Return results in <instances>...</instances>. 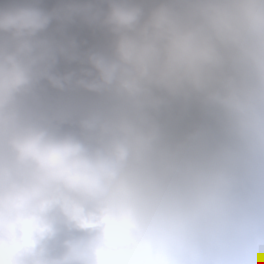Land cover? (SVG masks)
Returning a JSON list of instances; mask_svg holds the SVG:
<instances>
[{
	"label": "rangeland",
	"instance_id": "374dc122",
	"mask_svg": "<svg viewBox=\"0 0 264 264\" xmlns=\"http://www.w3.org/2000/svg\"><path fill=\"white\" fill-rule=\"evenodd\" d=\"M239 1L232 7L249 19L241 29L207 9L209 23L199 43L189 39L185 60L165 39L158 54L164 30L150 17V39L149 27L123 24L104 48L75 35L50 49L31 48L42 59L22 81L5 78L0 65V165L23 158L73 187L65 215L49 227H35L45 221L35 204L30 245L17 254L0 232V264H165L168 255L215 264L226 250L220 222L264 232V76L239 49L264 45V0ZM172 2L183 7L164 27L169 41L189 37L187 8L195 0H151L149 9ZM234 30L262 38L246 44L247 35L228 36ZM22 50L15 44L10 55ZM196 82L204 86L201 97L193 94ZM234 100L255 125L215 123V113L227 111L219 103ZM225 159L235 169L221 166ZM256 258L263 263L264 254Z\"/></svg>",
	"mask_w": 264,
	"mask_h": 264
},
{
	"label": "flooded vegetation",
	"instance_id": "af4514ba",
	"mask_svg": "<svg viewBox=\"0 0 264 264\" xmlns=\"http://www.w3.org/2000/svg\"><path fill=\"white\" fill-rule=\"evenodd\" d=\"M231 1L232 0H229L226 3L223 10L218 11L210 2L195 0V4L190 6L191 9L187 8L188 12L191 13L192 19V31L189 33V37L187 33L182 32V35H175V37L171 38L169 41V32L165 30L164 27L167 26V23L171 24V21L174 22V15L172 14L174 9L179 6L183 7L181 4L175 2L168 5L163 4L165 10H156L157 6L149 9L151 0H0V65L3 67L5 78L16 80V78L12 77L10 74V64L12 60L18 59L26 52H31L40 60L42 59L41 55L37 54L33 49L31 50V48L50 49L56 47L64 39L72 37L73 35L83 38L84 45L92 41L98 48L101 47L99 43L103 40L105 44H103L101 48H104L105 45L107 46L109 40L116 42L115 34L123 24L126 26L130 25L137 31H143L146 27H149L148 36L144 37V39H150L152 38L151 35H153L151 27L155 25L150 23V17H153L154 22L164 30L158 37L160 39V43L157 45L158 54L161 53V46L163 44L161 39H165L167 46L169 43H176L178 47L176 51L180 55L179 57L185 60L187 58L186 53L190 46L189 39H191L193 43H199L209 23V18L205 15L207 9L211 12H224V22L231 25V28L233 26L241 29V25H244L249 20L243 12L239 13L236 8L232 7L233 3H231ZM200 4H202V6L206 4V9H202ZM239 4L240 1L236 0V7L239 6ZM9 10H12L14 13V18L10 21H4L5 19H3V17ZM256 11L257 10H255V12ZM234 17L236 18L234 19ZM180 20L182 19L180 18ZM197 23L200 24L201 29L196 27ZM184 28H186V26ZM230 32L231 35L229 31L227 33L232 39L240 35H247L246 44H249L248 42L250 41L262 38L261 35H258L253 30L245 33H240L242 31L239 30ZM185 34L187 35L183 36ZM226 38L228 37L226 36ZM177 39H179L180 42H178ZM15 44L19 47L22 46L23 50L13 56L10 55V48ZM232 46L233 45L228 46L231 52L233 50ZM256 46L246 45L239 49L244 57L251 62V70L256 73H261L260 76L263 77L264 45L259 43ZM164 47L166 46H163V48ZM254 49L259 50L257 54H255ZM230 60L246 59H243L242 56L235 57L233 55ZM219 104L227 107V111L221 113L216 112L214 116L215 123L224 122L229 125L233 124L237 127L243 126L244 128L249 126V124H256L247 114L244 115V111L237 101L234 100L233 103H228L227 105L223 102ZM215 106L218 107L219 105L217 104ZM262 123H264V119ZM227 156L228 153H225L224 157L226 158ZM226 164L230 169H235V162L232 160L227 161L225 159V162L220 163L223 167L226 166ZM240 171L242 170L238 167V172L241 173ZM43 220H45L42 222L43 224L38 223L35 226L37 230L49 226L50 220L46 216H44ZM222 224L225 229H223L224 232L220 234L226 250L222 252L217 259L211 257V260L215 264H226L224 254L229 258L228 264L232 256L235 258L236 264H241L248 255L257 257L260 254H264V232L261 231L252 234H247V232L243 233L242 230L245 227L242 226L243 221H240L234 222L233 225L240 227V229L235 228L238 232L234 236H231L232 234H228V230L233 227L232 223L228 225L222 222ZM249 229H251V227ZM28 234L29 238L25 246L30 245V232ZM179 257L180 259L177 260L176 264H186L183 257ZM26 260L27 259H25V261ZM257 262L249 261L247 264H257ZM12 264H18V259H15ZM260 264H264V260L263 263L261 262Z\"/></svg>",
	"mask_w": 264,
	"mask_h": 264
},
{
	"label": "water",
	"instance_id": "95a60500",
	"mask_svg": "<svg viewBox=\"0 0 264 264\" xmlns=\"http://www.w3.org/2000/svg\"><path fill=\"white\" fill-rule=\"evenodd\" d=\"M205 1L212 3L217 10H222L228 2ZM13 18L12 10L3 17L4 21ZM198 25V29L201 28ZM38 62L37 57L27 52L11 63L10 73L19 79H25L36 71ZM193 90L195 96H201L203 85L196 82ZM33 192L39 207L51 220H55L65 214L73 188L70 181L58 172L40 177L36 169L23 159L0 165V230L6 235L14 254L28 240V225L34 211Z\"/></svg>",
	"mask_w": 264,
	"mask_h": 264
},
{
	"label": "trees",
	"instance_id": "16d2710c",
	"mask_svg": "<svg viewBox=\"0 0 264 264\" xmlns=\"http://www.w3.org/2000/svg\"><path fill=\"white\" fill-rule=\"evenodd\" d=\"M101 44V45H100ZM103 44H105L104 43V41L102 40L100 43H99V45L102 47V45ZM104 47V46H103ZM194 110V109H193ZM196 111H198L197 109H195ZM40 212H42V210H40ZM224 232V231H223ZM228 234H232L231 236H234L236 233L234 232V231H228ZM153 252H152V257H151V259L154 261V260H156V256L157 255H155L156 254V252H157V250L155 251V249L154 250H152ZM155 255V256H154ZM169 256V259L167 258L166 259V262H165V264H169L170 262H174V261H177L178 259H180V257L178 256V257H175V258H172L170 255H168ZM224 257V256H223ZM226 257V256H225ZM226 258H228V257H226ZM232 259H230V262H229V264H236L235 262V258L234 257H231ZM247 258V257H246ZM250 258V262H253V261H255V262H257L258 261V258H256V257H249ZM229 259V258H228ZM172 264V263H171Z\"/></svg>",
	"mask_w": 264,
	"mask_h": 264
}]
</instances>
